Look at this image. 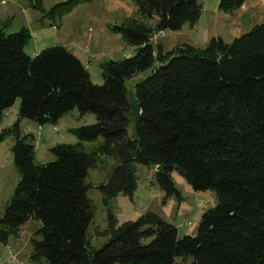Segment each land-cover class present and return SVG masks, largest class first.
<instances>
[{"label": "trees", "instance_id": "16d2710c", "mask_svg": "<svg viewBox=\"0 0 264 264\" xmlns=\"http://www.w3.org/2000/svg\"><path fill=\"white\" fill-rule=\"evenodd\" d=\"M66 0L52 12L75 4ZM136 16L109 25L135 45L121 58L99 62L102 82L63 44L33 54L24 45L27 27L0 28V120L19 98L18 113L39 125L55 124L74 107L96 120L71 128L76 142H57L54 158L37 161L32 133L14 134L13 161L19 179L0 214V241L17 235L28 220L38 221L29 237L30 261L37 264H264V22L224 41L211 36L204 46L177 44L164 51L151 39L200 16L198 0H134ZM244 0H219L224 10ZM151 68L126 95L125 79ZM128 112L135 137L127 134ZM8 129L0 131V141ZM101 140L86 150L81 140ZM103 156L117 158L98 185L105 204L122 193L132 197L136 163L155 167L161 202L181 199L171 178L176 170L194 190L212 189L217 202L203 210L194 234H178L175 224L148 209L118 222L108 209L97 233L107 240L90 245L87 228L93 208L85 182ZM149 238L147 241L146 239Z\"/></svg>", "mask_w": 264, "mask_h": 264}, {"label": "rangeland", "instance_id": "374dc122", "mask_svg": "<svg viewBox=\"0 0 264 264\" xmlns=\"http://www.w3.org/2000/svg\"><path fill=\"white\" fill-rule=\"evenodd\" d=\"M63 1L66 0H0V28L6 32H13L23 26L27 27L31 37L24 45V50L29 54L51 44H63L86 65L90 79L95 83H101L99 62L128 56L135 51V45L127 44L120 33L112 32L108 27L126 16H136L137 5L134 0H76L73 6L62 10V14L52 12L54 5ZM198 2L201 10L195 23L185 22L177 29L159 32L151 39V43L155 46L159 41L164 51H168L183 43L204 46L211 36H219L229 42L235 36L248 31L253 25L264 22V0H244L241 6L230 10L222 9L219 0ZM151 68L150 66L125 79L126 95L131 103L135 99V84L145 78L151 72ZM18 106L19 98H16L4 110L0 120V131L8 129L0 141V214L19 179L12 152L15 138L9 130L15 123H18L17 127L21 134L32 133L31 141L35 145L36 160L45 162L54 158L49 150L53 144L78 141L71 128L96 120L92 112L80 113L74 107L60 116L55 124L39 125L31 118L20 116ZM128 116L130 120L127 134L133 138L135 118L132 112H128ZM100 140L101 136L81 141L84 148L89 150ZM118 161L117 158L103 156L100 164L89 168L85 177V182L90 183L87 195L93 208L87 237L94 248L100 247L108 238L107 235L98 234L97 229L106 225L109 208L118 222L135 218L137 214L148 209L154 210L175 224L178 234L183 235L194 234L203 210L217 202L212 189L194 190L181 174L173 170L171 178L180 191L181 199L171 196L162 203L161 197L164 192L154 181L155 167L136 163V188L132 197L118 193L107 205L103 201L98 185L108 179ZM203 192L210 195L204 196ZM38 225V221L28 220L21 226L17 235H10L6 242L0 241V264H37L29 259V237L37 230ZM190 261V257L184 260L178 256L173 264H190Z\"/></svg>", "mask_w": 264, "mask_h": 264}, {"label": "crops", "instance_id": "0c3cea01", "mask_svg": "<svg viewBox=\"0 0 264 264\" xmlns=\"http://www.w3.org/2000/svg\"><path fill=\"white\" fill-rule=\"evenodd\" d=\"M35 52H36V51H35ZM35 52H33V53H35ZM38 126H39V125H38ZM202 194H203L204 196H208V195H210V194L207 195L206 192H203ZM199 196H201V195H199ZM199 202H200V201H199ZM199 202H198V203H199Z\"/></svg>", "mask_w": 264, "mask_h": 264}, {"label": "built area", "instance_id": "2783aa9c", "mask_svg": "<svg viewBox=\"0 0 264 264\" xmlns=\"http://www.w3.org/2000/svg\"><path fill=\"white\" fill-rule=\"evenodd\" d=\"M159 32H162V33H163V31H159ZM159 32H157V33H159ZM157 33H156V34H157ZM156 34H155V35H156ZM155 35H154V36H155Z\"/></svg>", "mask_w": 264, "mask_h": 264}]
</instances>
